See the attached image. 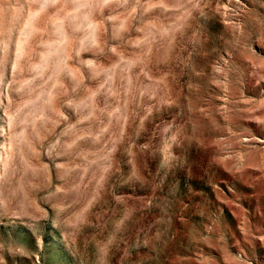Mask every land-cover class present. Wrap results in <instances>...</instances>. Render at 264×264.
<instances>
[{
	"label": "rangeland",
	"instance_id": "1",
	"mask_svg": "<svg viewBox=\"0 0 264 264\" xmlns=\"http://www.w3.org/2000/svg\"><path fill=\"white\" fill-rule=\"evenodd\" d=\"M0 264H264V0H0Z\"/></svg>",
	"mask_w": 264,
	"mask_h": 264
}]
</instances>
